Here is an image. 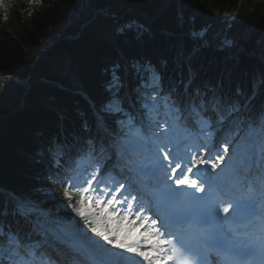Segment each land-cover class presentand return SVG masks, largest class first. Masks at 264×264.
Here are the masks:
<instances>
[{"label":"trees","instance_id":"16d2710c","mask_svg":"<svg viewBox=\"0 0 264 264\" xmlns=\"http://www.w3.org/2000/svg\"><path fill=\"white\" fill-rule=\"evenodd\" d=\"M79 1L36 0L31 5L23 0L5 11L0 9V77L6 78L0 80V186L46 207L59 208V204L43 199L37 192L44 182L30 156L35 154L36 140L42 143L48 139L45 126L56 123L51 122V116H59L65 122L74 118L81 104L80 94L71 93L72 89L82 88L95 103L99 93L120 94V79L114 67H120V52L126 56L129 53L126 48L116 50L110 42L123 48L125 43L132 44L129 35L135 38L137 33L124 31L117 35L122 23L109 24L105 12L127 13L126 17L138 21H142L140 14L149 16L150 29L140 35L151 42L158 39V31L186 33L170 44V61L174 63L176 51L182 60L188 48L196 45L188 35H204L228 49L212 50L197 44L194 58L200 63L193 67L204 68L214 79L248 87L255 73H259L260 91L263 90L264 71L252 69L258 67V58H264V0H90L67 27ZM106 34L109 36L105 38ZM159 44L165 45L162 38ZM143 46L144 43L131 51L133 55L128 58H135L130 64H137L139 51L151 57L161 52L157 45L152 49ZM39 49L40 57L35 62ZM106 57L110 61L101 66ZM159 62L164 67L169 61L162 57ZM178 64L181 66L179 59ZM148 72L160 74L161 70L153 62ZM50 82H57L66 90ZM26 91L25 108L13 112ZM39 133L44 136L38 137Z\"/></svg>","mask_w":264,"mask_h":264},{"label":"snow or ice","instance_id":"6c2138e0","mask_svg":"<svg viewBox=\"0 0 264 264\" xmlns=\"http://www.w3.org/2000/svg\"><path fill=\"white\" fill-rule=\"evenodd\" d=\"M149 107L148 105H145ZM175 106V105H174ZM200 107L204 106V102H201ZM155 107V104L151 105ZM106 111L112 110V105L109 104L105 108ZM179 110V109H177ZM207 110V109H205ZM212 111H217V105L213 103ZM220 119H223V114L221 113ZM261 135L264 136V123L259 125ZM228 149L225 148V152ZM165 160H168V156L165 155ZM210 159V158H209ZM218 159H223V157H218ZM209 160H196L192 159L190 164L186 167V172L191 173L192 168L196 165L208 164ZM166 167L172 168V174L176 175V170L182 167L181 163H175L169 160V163ZM217 163H211V168L215 169ZM261 168L264 169V163L261 164ZM207 169H205V172ZM200 175V173H196ZM215 178L205 176L204 182L208 183L210 180ZM260 183L262 189H264V173L261 174L259 181H253V183ZM88 187H81L80 199L77 200V207H74V211L81 216L91 231L98 237H100L107 245L110 247L100 246L95 254L92 264H127L130 256H136L141 258L144 261H147V264H167L168 261H173L174 264H191V261L186 257L194 255V251L185 246L181 241H177L173 244L170 240L163 238V233L158 229L148 230L145 229L140 236L135 239H130L125 237L123 241L119 238L120 225L124 221L128 220L129 215L132 214V204L127 205V210L120 209L118 211L109 212V207L113 205L114 202L121 203V201H115V198L109 199L105 204V201L97 199L94 196H86V193H89L92 180L85 181ZM177 186L189 184L193 188H197L196 180H189L186 174H181L176 177ZM99 189H92V191H97ZM203 191L202 188L198 189ZM102 191V190H99ZM65 195L67 196V190H65ZM71 199V197H69ZM127 199V197H125ZM203 200V197L197 198ZM89 200H94L97 206L105 205L100 208L99 212H93L90 208L88 211H85L83 204ZM135 200V197H133ZM231 206V205H230ZM242 206L237 203L235 205L236 213L241 212ZM244 211L251 216H259L262 221H264V204H261L259 209H257L254 199L250 198L249 202L243 206ZM225 213H228L229 208L225 207L223 209ZM123 212V215L121 214ZM208 217L218 218V209L215 207L209 206L206 209ZM3 212H0V215H3ZM15 214L22 217L33 230L37 225H32L30 219V209L24 203H20L16 206ZM91 217V218H90ZM137 219H141L137 215ZM103 222V223H102ZM115 222V226H113ZM155 224V221H153ZM142 226V224H141ZM168 245V247H164ZM179 245V246H178ZM116 249V251H113ZM46 249L41 247H35L31 241L30 235L27 232H22L21 230L15 231H4L0 227V264H51V257L45 256ZM264 257V236L261 237L259 241L253 242L252 245H245L240 247H233L229 250V254L234 261V264H245L244 257L249 255H256ZM129 254V255H125Z\"/></svg>","mask_w":264,"mask_h":264},{"label":"rangeland","instance_id":"374dc122","mask_svg":"<svg viewBox=\"0 0 264 264\" xmlns=\"http://www.w3.org/2000/svg\"><path fill=\"white\" fill-rule=\"evenodd\" d=\"M259 137V136H257ZM260 138H263V136L260 134ZM122 141L124 142H127L129 144H131V140H130V137L129 136H126ZM255 150V149H254ZM89 163V162H88ZM86 196H90V194L86 193L85 194ZM90 203L89 205H85L83 206L84 210L85 211H88V209L90 208L91 210H93L94 208H98V210L100 211V208L104 207L105 205H100V206H97L95 203L94 200H89ZM63 226L65 227V229H67L70 233H79V234H83L84 236H86L87 240L92 244V246L98 250V248L100 246L104 247L101 243H99L94 236H89V233H88V230L86 228H83L82 230L80 231H77L76 229H74L73 227H71L69 224L65 223V222H62ZM113 226H115V222H113ZM120 230H119V233H120V237L123 238V236H125L124 232H123V225L121 224L120 226ZM106 248V247H105ZM113 251H116V249H113ZM125 255H129V254H125ZM132 259V257L129 255V260L130 261Z\"/></svg>","mask_w":264,"mask_h":264},{"label":"bare ground","instance_id":"6f19581e","mask_svg":"<svg viewBox=\"0 0 264 264\" xmlns=\"http://www.w3.org/2000/svg\"><path fill=\"white\" fill-rule=\"evenodd\" d=\"M83 10V9H82ZM81 10V11H82ZM201 112L202 113H204L205 112V109H204V107H202L201 108ZM76 147H77V143H74V145L71 147V149L73 150V151H75V149H76ZM63 156H60V155H57V156H54L53 157V160H60L61 158H62ZM114 161H118L117 159H114ZM67 161H65L58 169H59V171L61 172V174H64L65 173V171H66V167H67ZM121 165H123V166H125V164L124 163H120ZM58 171V170H57ZM130 229V227H127V229L126 230H129ZM54 234L56 235V233L54 232ZM136 237H138V233H134V235L130 238V239H135Z\"/></svg>","mask_w":264,"mask_h":264}]
</instances>
